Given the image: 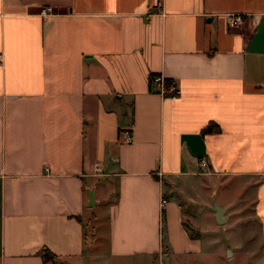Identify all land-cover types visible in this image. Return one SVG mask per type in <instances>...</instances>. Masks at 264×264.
Segmentation results:
<instances>
[{"label":"crops","instance_id":"1","mask_svg":"<svg viewBox=\"0 0 264 264\" xmlns=\"http://www.w3.org/2000/svg\"><path fill=\"white\" fill-rule=\"evenodd\" d=\"M0 53V264L228 262L199 208L264 238V0H0Z\"/></svg>","mask_w":264,"mask_h":264},{"label":"rangeland","instance_id":"2","mask_svg":"<svg viewBox=\"0 0 264 264\" xmlns=\"http://www.w3.org/2000/svg\"><path fill=\"white\" fill-rule=\"evenodd\" d=\"M242 17L243 22L241 24H243L246 20L244 15ZM248 205L249 204L246 205V210L242 208L244 210L243 213L235 212L232 214H226L225 217L227 215L228 216L226 217V222L223 224L217 222L213 223L215 218H212V216H210L206 210L200 208L198 209V212L195 215L198 219L196 222L200 223L202 226H205L207 230H210L207 232V234L213 235L212 237H209L206 234L204 235V237L208 236V238H206L208 244H212L209 242V238H215L217 240L219 239V243L217 244L221 245L222 255L232 257L228 262H224L221 258L215 257V264H262L260 249L264 238L260 235L256 219H254L251 213L252 208H250ZM102 222L105 226L104 220H102ZM98 225L102 226L101 224ZM89 226L90 223L86 222L87 239L91 240V229ZM193 231H195V229ZM164 233L165 227L162 220V238L164 237ZM93 237L94 241H91V244L87 246V253L95 252L106 247L105 234L98 235L96 232H94ZM163 243L165 245V238ZM46 256L52 258L49 253H46Z\"/></svg>","mask_w":264,"mask_h":264},{"label":"built area","instance_id":"3","mask_svg":"<svg viewBox=\"0 0 264 264\" xmlns=\"http://www.w3.org/2000/svg\"><path fill=\"white\" fill-rule=\"evenodd\" d=\"M51 10H52V7L43 6L42 9H41V13L47 15L48 13L51 12ZM242 16L243 15L241 13H228L227 16H226L227 26L229 28H232V27H237V26L241 25V23L243 22V17ZM1 61H2V54L0 53V64H1ZM163 82H164L163 81V75L155 76L154 79H153V82H152L153 86L160 90V93H163L166 90ZM167 91L174 93L172 95H176L179 92L178 88L174 84L171 85L167 89ZM129 139H130V133L127 132V131H124V140L128 141ZM164 202H165V199L162 198L161 199V204H163Z\"/></svg>","mask_w":264,"mask_h":264},{"label":"trees","instance_id":"4","mask_svg":"<svg viewBox=\"0 0 264 264\" xmlns=\"http://www.w3.org/2000/svg\"><path fill=\"white\" fill-rule=\"evenodd\" d=\"M157 75H161L159 72H150V74H149V76H148V80H149V89L150 90H152V91H154V92H160V90L159 89H157V88H155L154 86H153V84H152V82H153V79H154V77L155 76H157ZM163 84H164V86H165V88H166V90H165V92H163L162 94L164 95V96H170V95H172V94H174V93H172V92H168L167 91V89L171 86V85H176V87H177V83L172 79V78H170V77H166V76H163ZM178 88V87H177ZM204 130H208V131H211V130H213V131H217L218 130V125L216 124V123H210V124H207L206 126H205V128H204ZM46 253H49L51 256H54V255H52V253L50 252V251H48V250H44L42 253H41V255H42V257L44 258V259H47V258H49V257H47L46 256Z\"/></svg>","mask_w":264,"mask_h":264},{"label":"water","instance_id":"5","mask_svg":"<svg viewBox=\"0 0 264 264\" xmlns=\"http://www.w3.org/2000/svg\"><path fill=\"white\" fill-rule=\"evenodd\" d=\"M88 193H89V199H90L89 205H91L94 202L93 195H92V190L90 189L88 191ZM221 214H222V208L217 206L216 207V220L219 221V222L223 221V218H222Z\"/></svg>","mask_w":264,"mask_h":264}]
</instances>
